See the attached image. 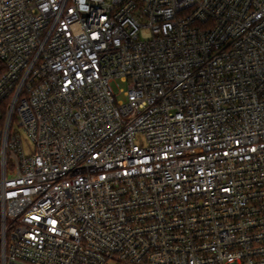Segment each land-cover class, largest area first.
Listing matches in <instances>:
<instances>
[{
	"label": "built area",
	"instance_id": "1",
	"mask_svg": "<svg viewBox=\"0 0 264 264\" xmlns=\"http://www.w3.org/2000/svg\"><path fill=\"white\" fill-rule=\"evenodd\" d=\"M0 264H264V0H0Z\"/></svg>",
	"mask_w": 264,
	"mask_h": 264
},
{
	"label": "rangeland",
	"instance_id": "2",
	"mask_svg": "<svg viewBox=\"0 0 264 264\" xmlns=\"http://www.w3.org/2000/svg\"><path fill=\"white\" fill-rule=\"evenodd\" d=\"M112 87H113V90H114L115 94H119L121 89H126V85L122 84V83H119V85H118V83H114V84H112ZM119 98L121 99L122 96H119ZM19 133L22 134V129L21 128H19ZM24 137L25 136L23 135V138ZM24 146H25L26 152L28 153L30 151V147H29L28 142L26 140H24Z\"/></svg>",
	"mask_w": 264,
	"mask_h": 264
}]
</instances>
